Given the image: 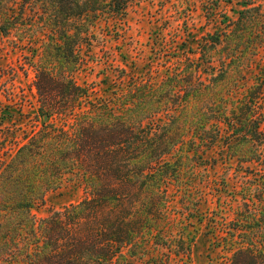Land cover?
I'll return each instance as SVG.
<instances>
[{"label":"trees","instance_id":"obj_1","mask_svg":"<svg viewBox=\"0 0 264 264\" xmlns=\"http://www.w3.org/2000/svg\"><path fill=\"white\" fill-rule=\"evenodd\" d=\"M133 1H0V38L20 31L29 11L57 53L54 66L40 61L33 82L38 112L48 121L2 163L0 264H186L192 233L201 229L221 248L215 264H264V62L252 86L243 90L237 80L229 88L234 96L212 97L220 78L228 85L229 72L238 69L236 49L246 54L262 38L264 32L252 30L264 19L263 6L233 21L210 0L208 17L223 20L222 30L198 45L199 60L212 72V54L221 56L208 84L200 79L201 63L188 59L180 74L159 84L152 75L131 77L112 96L93 102L91 89L72 77L85 62L84 49H92L85 41L98 22L125 20ZM193 104L203 108L194 112ZM53 118L68 129L51 124ZM220 162L222 184L209 188ZM232 171L245 182L233 191L239 205L228 221L223 195ZM65 181H75L83 199L35 218L33 208ZM199 183L206 184L215 209ZM175 202L180 210L173 216Z\"/></svg>","mask_w":264,"mask_h":264},{"label":"rangeland","instance_id":"obj_2","mask_svg":"<svg viewBox=\"0 0 264 264\" xmlns=\"http://www.w3.org/2000/svg\"><path fill=\"white\" fill-rule=\"evenodd\" d=\"M2 1L7 3V0ZM213 1H218L220 11L233 21L239 18L243 10L252 6H263L264 12V0ZM209 6L210 0H134L125 20L117 23L102 20L97 23L95 29H90L92 37L85 42L92 43V49L89 51L84 49L81 56L85 62L72 74L73 79L80 85L88 86L91 89V99L96 102L102 96H110L113 91L128 85L131 77L148 79L152 75L155 78L154 82L159 84L165 76L180 74V69L185 67L188 59L200 64L201 53L198 45L207 34L222 30L219 21L223 18L218 17L217 21L211 20L208 17ZM26 13L25 26H20V31L12 32L6 38H0V176L3 174L4 159L15 153L16 145L25 143L23 139L25 135L30 136L48 121L38 112L39 104L33 82L35 68L40 66V61L44 59L54 66L57 64L55 61L57 53L50 39L39 29L38 20L29 11ZM252 31L257 34L264 32V19L261 18L260 23ZM248 36L245 34L243 38L247 40ZM249 46L251 49L246 54L241 52L242 49H236L233 53L238 56L239 67L229 72L228 85L223 81V77L220 78L222 81H219L215 86V92H212L213 100L234 96L231 95L229 88L237 80L243 90L245 86L254 84L253 72L258 73L257 66L264 62V34L261 39ZM195 52L198 53L194 54ZM212 56L215 71L212 72L207 67L209 65L202 63L199 70L200 79L205 84H208L210 78L217 75L220 69L217 60L221 56L216 53ZM222 56L230 55L226 53ZM177 69L179 71H176ZM205 84L201 87L202 90ZM208 96L204 93L201 101L206 103ZM199 108L203 106L192 105L194 112H199ZM192 113L190 112L189 115ZM49 122L58 128L65 125V129H68V125L63 120L53 118ZM211 155L212 152L209 153V156ZM229 164L236 165L237 161H231ZM215 171L211 173H217V178H210L209 188L222 184L224 171L221 162ZM232 173L233 171L225 177L228 194L223 195V200L225 199L224 202L227 204L225 207L228 212L225 216L228 217V221L235 218L233 213L239 205V202L232 201L233 191L234 189L239 191L245 182L239 177L240 174ZM204 184L199 183V188L206 194L204 199L208 201L207 206L213 210L216 206L215 199L210 195L209 189L204 188L206 186ZM170 193H175V187H170ZM180 195L182 196L181 193L177 194L175 199L178 200ZM196 195L199 196V192ZM83 197V190L75 181H65L58 190L48 192L45 203L34 207L31 213L35 218L47 217L65 206L78 203ZM237 200L240 201V197ZM171 210H173L171 214L175 216V212L180 210L178 203H173ZM192 236H195V241L190 260L186 264H211V262L215 264L217 255H222L221 248H216V238L205 233L204 229L193 232ZM221 263L220 260L216 264Z\"/></svg>","mask_w":264,"mask_h":264},{"label":"water","instance_id":"obj_3","mask_svg":"<svg viewBox=\"0 0 264 264\" xmlns=\"http://www.w3.org/2000/svg\"><path fill=\"white\" fill-rule=\"evenodd\" d=\"M44 119L47 120V117H45Z\"/></svg>","mask_w":264,"mask_h":264}]
</instances>
